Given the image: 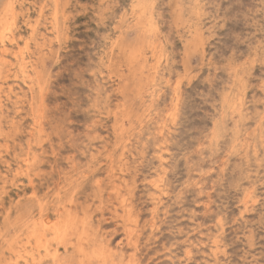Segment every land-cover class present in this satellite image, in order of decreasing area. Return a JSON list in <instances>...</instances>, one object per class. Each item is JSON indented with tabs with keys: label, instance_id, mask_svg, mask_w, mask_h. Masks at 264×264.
I'll return each mask as SVG.
<instances>
[{
	"label": "rangeland",
	"instance_id": "374dc122",
	"mask_svg": "<svg viewBox=\"0 0 264 264\" xmlns=\"http://www.w3.org/2000/svg\"><path fill=\"white\" fill-rule=\"evenodd\" d=\"M0 20V264H264V0H0Z\"/></svg>",
	"mask_w": 264,
	"mask_h": 264
},
{
	"label": "bare ground",
	"instance_id": "6f19581e",
	"mask_svg": "<svg viewBox=\"0 0 264 264\" xmlns=\"http://www.w3.org/2000/svg\"><path fill=\"white\" fill-rule=\"evenodd\" d=\"M12 2V1H11ZM44 2V1H43ZM15 3V2H14ZM103 3V2H102ZM138 3V2H137ZM143 3V2H142ZM216 3V2H215ZM4 4V3H3ZM143 5H145V4H143ZM226 5V4H225ZM146 6H147V4H146ZM138 7V6H137ZM134 8V7H133ZM136 8V7H135ZM247 8V7H246ZM54 9V8H53ZM129 9H131V8H129ZM139 9V8H138ZM151 9V8H150ZM9 10V9H8ZM7 10V11H8ZM5 11H6V9H5ZM49 11V10H48ZM136 11H137V9H136ZM139 11H140V9H139ZM141 11H142V9H141ZM147 11V10H146ZM144 12V9H143V11H142V13ZM243 12V11H242ZM3 13V12H2ZM36 13V12H35ZM141 13V14H142ZM6 14H7V12H6ZM144 15H145V13H144ZM40 17V16H39ZM10 18V17H9ZM59 19V18H58ZM141 19H142V17H141ZM57 20V19H56ZM1 21V20H0ZM3 22V21H2ZM54 22V21H53ZM56 22V21H55ZM245 22V21H244ZM4 23H5V19H4ZM28 23V22H27ZM59 23H60V21H59ZM152 23V22H151ZM6 24V23H5ZM52 24H54V23H52ZM51 24V25H52ZM8 25V24H7ZM55 25V24H54ZM58 25V24H57ZM60 25V24H59ZM58 25V26H59ZM141 25V24H140ZM144 25V24H143ZM53 26V25H52ZM30 27V26H29ZM56 27V26H55ZM141 27H143V26H141ZM2 28V27H1ZM57 28V27H56ZM3 29V28H2ZM1 29V30H2ZM9 29H10V27H9ZM33 29V28H32ZM55 29V28H54ZM12 30V29H11ZM34 30V29H33ZM3 31V30H2ZM30 32V31H29ZM33 32H35V31H33ZM260 32V31H259ZM1 34V33H0ZM8 34V33H7ZM34 34V33H33ZM15 35V34H14ZM14 35H13V37H14ZM44 35V34H43ZM15 36H17V35H15ZM100 36V35H99ZM9 37H10V35H9ZM135 37V36H134ZM137 38V37H136ZM192 38V37H191ZM196 38V37H195ZM142 39V38H141ZM195 41V40H194ZM16 42V41H15ZM51 42V41H50ZM216 42V41H215ZM36 44H38V42L36 43ZM34 45V44H33ZM138 46V45H137ZM157 47V46H156ZM34 48V47H33ZM141 48V47H140ZM28 50H26V52H27ZM19 52V51H18ZM13 53H15V52H13ZM153 53V52H152ZM26 54V53H25ZM5 55V51H1L0 50V59L3 61V56ZM171 55V54H170ZM15 57H16V59L15 60H17V63H20V72L25 76V74H26V70H24L25 69V67H26V62H25V57H23L22 55H15ZM28 58V57H27ZM124 58V57H123ZM145 58V57H144ZM29 59V58H28ZM27 59V60H28ZM34 59V58H33ZM36 59V58H35ZM140 60H141V58H140ZM145 60H147V59H145ZM35 61V60H34ZM142 61V60H141ZM16 62V61H15ZM33 62V61H32ZM2 63H4L5 64V62H2ZM31 63V62H30ZM35 63V62H34ZM138 63V62H137ZM144 63V62H143ZM142 63V64H143ZM10 64H11V62H10ZM35 65V64H34ZM147 65V64H146ZM4 66V65H3ZM28 66V65H27ZM138 66H141V65H138ZM10 67V66H9ZM34 67V66H33ZM149 67V66H148ZM9 69V68H8ZM142 69H144V67L142 68ZM150 69V68H149ZM148 68H147V70H149ZM97 70V69H96ZM150 70H152V69H150ZM134 71V70H133ZM228 71V70H227ZM168 72H170V71H168ZM9 74V73H8ZM34 74V73H33ZM152 74V73H151ZM170 74V73H169ZM193 74H195V73H193ZM13 75H14V73H13ZM12 75V76H13ZM18 75V74H17ZM21 75V74H20ZM22 75V76H23ZM122 75V74H121ZM138 75V74H137ZM143 75H144V72H143ZM145 75H146V73H145ZM232 75V74H231ZM3 76V75H2ZM19 76V75H18ZM31 76V75H30ZM126 76H128V75H126ZM149 76V75H148ZM14 77H15V75H14ZM180 77V76H179ZM4 78V77H3ZM8 78H10V77H8ZM35 78V77H34ZM121 78V77H120ZM127 78V77H126ZM149 78V77H148ZM1 79V78H0ZM14 79V78H13ZM16 79V78H15ZM24 79V78H23ZM28 79H29V77H28ZM32 79H33V77H32ZM125 79V78H124ZM153 79V78H152ZM190 79V78H189ZM3 80V79H2ZM141 80V79H140ZM151 81V80H150ZM150 81H148V82H150ZM153 81V80H152ZM122 82V81H121ZM144 82V81H143ZM179 82V81H178ZM40 83H41V81H40ZM140 83V82H139ZM145 83H146V80H145ZM8 84V83H7ZM7 84H6V86H7ZM120 84V83H119ZM127 84V83H126ZM126 84H124V85H126ZM5 85V84H4ZM9 85V84H8ZM28 85V84H27ZM33 85V84H32ZM142 85V84H141ZM145 85V84H144ZM221 85V84H220ZM30 86H31V83H30ZM11 87V86H10ZM29 87V86H28ZM32 87V86H31ZM119 88L121 87H123V85L122 86H118ZM125 87V86H124ZM141 87V86H140ZM145 87V86H144ZM149 87V86H148ZM147 87V88H148ZM156 87V86H155ZM154 87V88H155ZM9 88V87H8ZM22 88V87H21ZM138 88V87H137ZM158 88V87H157ZM175 88V87H174ZM4 89V88H3ZM19 89V88H18ZM25 89V88H24ZM41 89V88H40ZM128 89V88H127ZM132 89V88H131ZM139 89V88H138ZM146 89V88H145ZM150 89V88H149ZM153 89V88H152ZM6 90H7V87H6ZM17 90V89H16ZM31 90V89H30ZM36 90V89H35ZM140 90H142V88L140 89ZM158 90V89H157ZM227 90V89H226ZM14 91V90H13ZM12 91V92H13ZM114 91V90H113ZM118 92H121V91H119V90H117ZM125 91H127V90H125ZM129 91V90H128ZM133 91V90H132ZM143 91V90H142ZM145 91V90H144ZM148 91H150V90H148ZM237 91V90H236ZM3 92V91H2ZM8 92V91H7ZM11 92V93H12ZM95 92V91H94ZM97 92V91H96ZM134 92V91H133ZM157 92V91H156ZM222 92V91H221ZM6 93V92H5ZM35 93V92H34ZM136 93V92H135ZM153 93V92H152ZM8 94V93H7ZM23 94V93H22ZM32 94V93H31ZM144 94V93H143ZM158 94H159V92H158ZM10 95V94H9ZM14 95V94H13ZM39 95V94H38ZM37 95V96H38ZM119 95V94H118ZM121 95H122V93H121ZM138 95V94H137ZM153 95H154V93H153ZM4 96H6V95H4ZM17 96H19V95H17ZM20 96H21V94H20ZM23 96V95H22ZM31 96H33V95H31ZM30 96V97H31ZM35 96H36V94H35ZM124 96H126L125 94H124ZM140 96V95H139ZM144 96V95H143ZM152 96V95H151ZM14 97H15V95H14ZM34 97V96H33ZM121 97H123V96H121ZM169 97V96H168ZM208 97V96H207ZM3 98V97H2ZM16 98V97H15ZM17 98H20V97H17ZM124 98V97H123ZM148 98V97H147ZM146 98V99H147ZM149 98H150V96H149ZM155 98V97H154ZM6 99V98H5ZM10 99V98H9ZM157 99V98H156ZM217 99V98H216ZM2 100V99H1ZM1 100H0V108L2 107V104H1ZM143 100V99H142ZM151 100H153V97L151 98ZM3 101V100H2ZM6 101V100H5ZM12 101V100H11ZM145 101V100H144ZM149 101V100H148ZM7 102V101H6ZM23 102V101H22ZM178 102V101H177ZM5 103V102H4ZM14 104V103H13ZM37 104H38V102H37ZM234 104V103H233ZM232 104V105H233ZM30 105V104H29ZM147 105H148V103H147ZM17 106V105H16ZM32 106V105H31ZM34 106V108L36 107L35 105H33ZM18 107V106H17ZM38 107V106H37ZM122 108H124L123 106H122ZM5 109V108H4ZM32 108L30 107L29 108V110H31ZM146 109H147V107H146ZM145 110V109H144ZM172 110V109H171ZM41 111V110H40ZM234 111V110H233ZM176 112V111H175ZM5 113V112H4ZM3 113V114H4ZM153 113V112H152ZM172 113V112H171ZM145 114V113H144ZM157 115V114H156ZM151 116V115H150ZM155 116V115H154ZM171 116V115H170ZM135 117V116H134ZM148 117V116H147ZM146 117V118H147ZM227 116H225V118H226ZM138 118V117H137ZM154 118V117H153ZM157 118V117H156ZM229 118V117H228ZM150 119V118H149ZM148 119V120H149ZM227 119V118H226ZM130 120H132V119H130ZM134 120V119H133ZM140 120V119H139ZM163 120V119H162ZM168 120V119H167ZM129 121V120H128ZM1 122V121H0ZM155 122V121H154ZM4 123V122H3ZM10 123V122H9ZM149 123V122H148ZM1 124V123H0ZM7 124V123H6ZM11 124V123H10ZM135 124H136V121H135ZM153 124V123H152ZM155 124V123H154ZM158 124V123H157ZM223 124V123H222ZM119 125V124H118ZM133 125H134V123H133ZM156 125V124H155ZM221 125V124H220ZM121 126H122V124H121ZM121 126H120V128H121ZM146 126H148V125H146ZM145 126V127H146ZM229 126V125H228ZM154 127V126H153ZM221 127V126H220ZM220 127H218V128H220ZM232 127V126H231ZM1 128V127H0ZM161 128V127H160ZM227 128V127H226ZM153 129V128H152ZM162 129V128H161ZM122 130V129H121ZM144 130V129H143ZM226 130V129H225ZM126 131V130H125ZM128 131V130H127ZM147 131V130H146ZM224 131V130H223ZM0 132H1V130H0ZM154 132V131H153ZM216 132V131H215ZM121 133V132H120ZM149 133V132H148ZM157 133V132H156ZM226 133V132H225ZM238 133V132H237ZM259 133V132H258ZM119 134V133H118ZM203 134V133H202ZM249 134V133H248ZM120 135V134H119ZM168 135V134H167ZM230 135H231V133H230ZM230 135H228V136H230ZM121 136V135H120ZM163 136V135H162ZM241 136V135H240ZM141 137V136H140ZM213 137V136H212ZM251 137V136H250ZM143 138V137H142ZM164 138V137H163ZM211 138V137H210ZM224 138V137H223ZM236 138V137H235ZM220 139V138H219ZM142 140V139H141ZM230 140V139H229ZM237 140V139H236ZM140 141V140H139ZM158 141V140H157ZM239 141V140H238ZM242 141V140H241ZM250 141V140H249ZM164 142V141H163ZM162 142V143H163ZM167 142V141H166ZM229 142V141H228ZM232 142V141H231ZM230 142V143H231ZM153 143V142H152ZM156 143V142H155ZM154 143V144H155ZM161 143V141L159 142V144ZM247 143V142H246ZM142 144V143H141ZM236 144V143H235ZM234 144V145H235ZM210 145V144H209ZM144 146V145H143ZM156 146V145H155ZM158 146V145H157ZM159 147V146H158ZM235 147V146H234ZM236 147H238V146H236ZM148 147H146V148H144V149H147ZM164 148H166V147H164L163 146V150H165ZM206 148V147H205ZM204 148V149H205ZM229 148V147H228ZM143 149V150H144ZM241 149V148H240ZM245 149V148H244ZM140 150H141V148H140ZM142 150V151H143ZM234 150V149H233ZM232 151V150H231ZM159 152V151H158ZM233 153V152H232ZM161 154V153H160ZM229 154V153H228ZM159 155V154H158ZM157 156V155H156ZM240 157V156H239ZM162 158V157H161ZM164 159V158H163ZM25 160H26V162L29 160H27L26 158H25ZM24 160V161H25ZM25 162V163H26ZM160 162H161V160H160ZM252 162V161H251ZM162 165V164H161ZM160 165V166H161ZM164 167V166H163ZM160 168H162V166L160 167ZM189 169V168H188ZM22 170V169H21ZM164 171H165V169H163ZM163 170H162V172H163ZM158 172V171H157ZM252 172V171H251ZM254 175V174H253ZM159 176H161V175H159ZM15 177V176H14ZM164 177H165V175H164ZM29 178V177H28ZM161 179H162V177H161ZM10 180V179H9ZM154 181H156V180H154ZM161 181V180H160ZM151 182V181H150ZM184 182V181H183ZM155 183V182H154ZM162 184H165V183H162ZM154 185V184H153ZM157 185V184H156ZM167 186V185H166ZM59 187V186H58ZM67 187V186H66ZM158 187V186H157ZM160 187V186H159ZM168 187V186H167ZM244 189V188H243ZM167 190V189H166ZM245 190V189H244ZM64 191H66V190H64ZM243 191V190H242ZM163 192V191H162ZM248 192V191H247ZM153 193V192H152ZM154 194V193H153ZM156 194V193H155ZM2 195V194H1ZM53 195V194H52ZM152 196V195H151ZM245 197V196H244ZM221 198V197H220ZM30 199V198H29ZM153 200V199H152ZM256 201V200H255ZM19 202V201H18ZM155 203V202H154ZM255 203V202H254ZM126 204V203H125ZM128 205V204H127ZM227 205V204H226ZM132 206V205H131ZM130 206V207H131ZM158 206V205H157ZM258 206V205H257ZM66 208V207H65ZM40 209V208H39ZM131 209V208H130ZM132 209H133V207H132ZM238 209V208H237ZM59 210V209H58ZM63 210H64V208H63ZM67 209H65V211H66ZM223 210V209H222ZM39 211V210H38ZM68 211V210H67ZM60 213L62 212V211H59ZM59 212H58V214H59ZM69 212V211H68ZM77 213V212H76ZM75 213V214H76ZM31 214V213H30ZM63 214V213H62ZM65 214V213H64ZM57 216H59V215H57ZM130 216V215H129ZM132 216V215H131ZM69 217H70V214H69ZM74 217H75V215H74ZM58 218V217H57ZM81 218V217H80ZM134 218H136V217H134ZM38 219V218H37ZM55 219V218H54ZM67 219V218H66ZM69 219V218H68ZM72 219V218H71ZM76 219V218H75ZM127 219V218H126ZM74 220V219H73ZM72 220V221H73ZM20 221V220H19ZM52 221H53V219H52ZM41 223V222H40ZM36 222H33L32 223V225H33V228L35 229V226H36ZM72 224H73V222H72ZM75 224V223H74ZM35 225V226H34ZM77 225H79V224H77ZM64 226V225H63ZM63 226H61V224H59V227H58V225L55 223H51V222H49V221H45L43 224H42V229L43 230H46L48 227H52L53 228V230L54 231H56L57 232V236H61L62 235V233L63 232H65L66 230H67V226L65 227V228H62ZM69 226H71V225H69ZM85 226V225H84ZM83 226V227H84ZM135 227V226H134ZM78 228V227H77ZM130 229V228H129ZM36 230V229H35ZM39 230V229H38ZM137 230V229H136ZM252 230V229H251ZM22 231V230H21ZM33 231V230H32ZM40 231H41V229H40ZM84 231V230H83ZM38 232V231H37ZM45 232V231H44ZM73 232V231H72ZM76 232V231H75ZM78 232V231H77ZM133 232H134V229H133ZM28 233H29V231H28ZM39 233H41V232H39ZM69 233H70V231H69ZM63 234H65V233H63ZM75 234V233H74ZM81 234V233H80ZM37 235V234H36ZM135 235V234H134ZM255 235V234H254ZM77 236V235H76ZM80 236V235H79ZM83 236H84V234H83ZM56 237V236H55ZM129 237V236H128ZM42 238V237H41ZM88 238V237H87ZM33 239H35V238H33ZM40 239V238H39ZM38 239V240H39ZM44 239V238H43ZM59 239H61V238H59ZM58 239V240H59ZM70 239V238H69ZM130 238H128V240H129ZM6 240V239H5ZM48 240V239H47ZM42 241V240H41ZM210 242H211V239L209 240ZM33 242H34V240H33ZM32 242V243H33ZM49 242V241H48ZM71 242V241H70ZM80 242V241H79ZM38 243V242H37ZM40 243V242H39ZM38 243V244H39ZM48 244V243H47ZM94 244V243H93ZM133 244V243H132ZM218 244V243H217ZM72 245V244H71ZM209 246H210V244H208ZM214 245V244H213ZM212 245V246H213ZM29 246V245H28ZM38 246V245H37ZM132 246V245H131ZM34 247V246H33ZM39 247V246H38ZM52 247V246H51ZM218 247V246H217ZM40 248V247H39ZM47 248V247H46ZM56 248V247H55ZM27 249V248H26ZM88 249V248H87ZM106 249H107V247H106ZM28 250V249H27ZM29 250H31V249H29ZM28 250V251H29ZM39 250V249H38ZM102 250V249H101ZM218 250V249H217ZM52 251V250H51ZM78 251V250H77ZM37 252V251H36ZM218 253V252H217ZM217 253H216V255H217ZM99 254H100V252H99ZM29 255V254H28ZM33 255V254H32ZM59 255H57L56 253H52V258L54 259V261H57L58 259H59V257H58ZM84 256V255H83ZM218 256V255H217ZM219 257V256H218ZM4 258V257H3ZM31 258V257H30ZM212 258V257H211ZM17 259V258H16ZM32 259H34V257L32 258ZM43 259V258H42ZM213 259V258H212ZM38 260V259H37ZM87 260H88V258H87ZM213 261V260H212ZM218 261V260H217ZM216 261V262H217ZM58 262V261H57ZM28 264V263H27ZM40 264V263H39ZM57 264V263H56ZM129 264H132V261H131V263H129ZM220 264V263H219Z\"/></svg>",
	"mask_w": 264,
	"mask_h": 264
}]
</instances>
